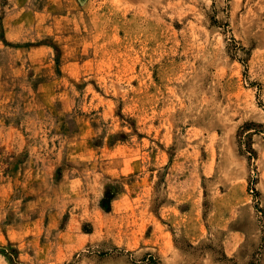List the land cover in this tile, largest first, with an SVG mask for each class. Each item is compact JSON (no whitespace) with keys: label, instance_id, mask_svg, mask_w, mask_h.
Instances as JSON below:
<instances>
[{"label":"rangeland","instance_id":"obj_1","mask_svg":"<svg viewBox=\"0 0 264 264\" xmlns=\"http://www.w3.org/2000/svg\"><path fill=\"white\" fill-rule=\"evenodd\" d=\"M0 264H264V0H0Z\"/></svg>","mask_w":264,"mask_h":264}]
</instances>
